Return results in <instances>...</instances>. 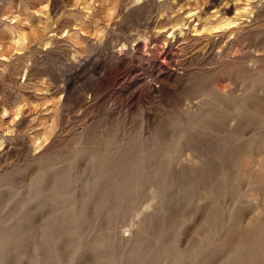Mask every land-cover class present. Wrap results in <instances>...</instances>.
<instances>
[{
	"label": "rangeland",
	"instance_id": "374dc122",
	"mask_svg": "<svg viewBox=\"0 0 264 264\" xmlns=\"http://www.w3.org/2000/svg\"><path fill=\"white\" fill-rule=\"evenodd\" d=\"M0 264H264V0H0Z\"/></svg>",
	"mask_w": 264,
	"mask_h": 264
}]
</instances>
